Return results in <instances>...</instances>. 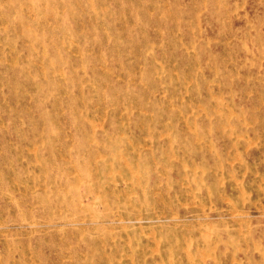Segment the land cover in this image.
I'll return each mask as SVG.
<instances>
[{
    "label": "rangeland",
    "instance_id": "374dc122",
    "mask_svg": "<svg viewBox=\"0 0 264 264\" xmlns=\"http://www.w3.org/2000/svg\"><path fill=\"white\" fill-rule=\"evenodd\" d=\"M0 264H264V0H0Z\"/></svg>",
    "mask_w": 264,
    "mask_h": 264
},
{
    "label": "bare ground",
    "instance_id": "6f19581e",
    "mask_svg": "<svg viewBox=\"0 0 264 264\" xmlns=\"http://www.w3.org/2000/svg\"><path fill=\"white\" fill-rule=\"evenodd\" d=\"M203 169H204V168H203ZM186 170H187V169H186ZM118 172H119V171H118ZM187 176H188V175H187ZM188 177H189V176H188ZM190 192H191V191H190ZM195 196H196V195H195ZM229 200H230V199H229ZM195 203H196V202H195ZM195 203H194V204H195ZM233 212H234V211H233ZM237 212H238V210H237ZM235 213H236V212H235ZM234 215H235V214H234ZM232 216H233V215H232ZM222 217H223V216H222ZM122 221H123V220H122ZM31 225H32V224H31Z\"/></svg>",
    "mask_w": 264,
    "mask_h": 264
}]
</instances>
